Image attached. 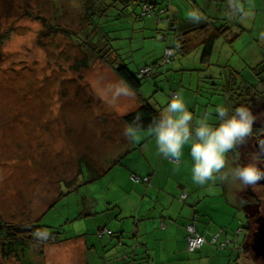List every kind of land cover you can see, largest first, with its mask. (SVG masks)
<instances>
[{"label":"rangeland","instance_id":"374dc122","mask_svg":"<svg viewBox=\"0 0 264 264\" xmlns=\"http://www.w3.org/2000/svg\"><path fill=\"white\" fill-rule=\"evenodd\" d=\"M84 1L0 0V215L20 224L39 219L46 232H56L53 235L63 240L27 249L22 258L28 257L33 264H95L90 251L84 254L83 238L102 250L104 241L97 229L102 227L99 224L110 226L108 212L116 209L113 204H125L127 213L132 202L137 199L139 203L149 191L146 186L133 189L125 170L130 176V168L139 166L140 160L150 163L156 158L154 169L171 168L167 163L172 161L159 153L150 130H139L134 141L124 136L122 116L133 108L136 95L163 112L173 93H180L194 123L207 115L214 126L218 124L217 105L230 111L243 105L252 114L264 108V0L238 1L244 6L229 16L236 17L238 27L234 24L232 28L240 35L231 44L220 38L210 62L200 61V48L185 56L176 54L167 70L143 81L138 94L120 80L110 64L79 44L94 33L93 42L100 41L92 46L95 51L107 44L136 71L161 59L167 44H172L171 34L167 40L162 38L172 7L180 8L181 16L198 10L225 12L228 1L160 0L166 7L170 3L167 14L141 17L140 0H103L106 7L99 11L86 9L95 30L85 19ZM109 2L116 4L110 8ZM85 58L88 65H82ZM243 82L254 87L249 95L238 89ZM125 87L131 95L123 94ZM262 128L264 121L255 119L253 134ZM248 141L227 154L225 172L249 162L248 154L255 150L254 141ZM129 148L131 152L110 168ZM189 155L190 146L185 145L181 166L187 167L186 178L192 182L195 198L201 200L207 194L212 202L228 199L233 206L232 214H227L230 221L227 215L218 214L217 224L236 236L240 226L248 225L242 204L264 198V187H242L231 177L196 185ZM85 164L107 172L91 180L93 173ZM191 196L188 192L185 201ZM214 206L216 213L218 205ZM117 214L111 218L113 224L131 218ZM129 227L131 230L124 231L131 234L134 225ZM238 239L243 243L245 232ZM0 264L21 263L16 256L0 254Z\"/></svg>","mask_w":264,"mask_h":264},{"label":"crops","instance_id":"0c3cea01","mask_svg":"<svg viewBox=\"0 0 264 264\" xmlns=\"http://www.w3.org/2000/svg\"><path fill=\"white\" fill-rule=\"evenodd\" d=\"M157 1L160 2V0ZM227 1L228 5L225 12L223 10H220V12L215 9H212L211 12L208 10L207 12L198 10L197 12L201 17L199 21L206 20V16H210L213 18H219V23L227 21L229 26L232 27L234 24H237L238 27V22L234 23L236 17L232 16V18H230L231 16H229L232 14L233 8L230 5V0ZM238 1L239 0H233V2L239 6H244L239 4ZM179 11H181L180 8H177L176 11L172 7V18L175 23L182 25L183 23L188 22L187 20L190 18L189 14L187 16H181ZM231 19L233 20L231 21ZM156 30H159L157 24ZM233 33H238V36L240 35L239 32ZM191 39V50L193 48H200L202 52L201 39L194 35L191 36ZM225 42L227 41L225 40ZM210 60L211 58L207 63L210 62ZM200 61L203 62L201 57ZM209 67L210 66H208L207 69ZM230 69L231 71H237L232 67H230ZM133 102V108L138 106V96L135 97ZM213 123H215V121L212 122V124ZM187 158L192 163L190 155L187 156ZM184 159L181 160V164L179 163L180 166L177 165L178 167L176 168L174 167L176 163L169 161L170 163H167L169 164L167 166H170V169L166 166H159L154 169L157 162L156 158L154 161H150V163H145L143 160H140L142 163H139V166L130 168V176H128V170H125L126 177L132 184L133 189L141 190L146 186V189L149 191L146 190L147 195L144 197L142 196L139 203L137 199L132 202L130 210L127 213L124 212L125 204L119 202L113 204L116 209L108 212L110 226H106V224L98 225L110 229L115 234V237L106 236L101 238L103 239L101 241H104L102 250H96L94 246H90L83 238V241H81L80 244L83 245L84 254L89 253V251L91 252L93 257L92 263L106 264V262H111V264H121L122 254L127 247L118 244L117 236H119V234L128 236L129 238H126L125 242H131V234L128 232L126 233L124 228L127 229V231L131 230L129 224L132 223L134 225L133 231L136 230V237L140 242L136 264H255L249 254L244 251L242 243L239 244V242H233L235 236L232 237L225 229L218 228L217 222H219L220 219L216 215H231L233 212V206L231 203L228 199H226V201H224V199H218V201L212 202L207 194H205L201 200H197L195 198L196 192L193 189L192 182L186 178L187 172L185 170L187 167L181 166L184 163ZM134 173H137L140 176L150 175L151 179L149 184L132 180L131 176ZM175 178H177V180ZM198 190H201V188ZM188 192L192 195L191 199L189 198L185 203H182L180 198L183 193H187L188 198ZM212 205H218L216 213L212 211ZM221 208L222 210L217 213ZM118 212H120L121 215H125L124 219H127V216L131 218L124 222L113 224L111 218L113 215L118 217ZM198 212H200V214ZM229 215H227L228 221H230ZM190 222H195L198 231L210 241L205 243L203 247L196 252H189L187 250L186 226ZM99 228L100 227H98V229ZM214 236H217L216 244L211 242L214 239ZM226 238L230 239L229 245L225 248H219L217 246L218 242H223ZM102 253L103 255H100Z\"/></svg>","mask_w":264,"mask_h":264},{"label":"trees","instance_id":"16d2710c","mask_svg":"<svg viewBox=\"0 0 264 264\" xmlns=\"http://www.w3.org/2000/svg\"><path fill=\"white\" fill-rule=\"evenodd\" d=\"M102 1L103 0H85L82 3L84 10H85V15H86L85 19L88 20L91 26L93 25V22L88 18V13L86 12V9L92 8L93 11H96V10L99 11L100 8L106 7V4L104 5L103 3H101ZM112 1H117V0H112ZM140 1H142V9H141V12L139 13V16L141 17L153 16L155 13H158L157 16H164L165 14H167L168 8L170 7V3L166 7L163 4L161 5V2H158L157 0H140ZM115 4L116 3L114 2H109L107 7H110V6L112 7ZM145 8H147L148 11H145ZM166 16L168 19L167 28L164 30L166 32L162 34V38L167 40L169 39V36L171 34L173 36L172 44H167L164 56L161 59L159 60L157 59V61L153 62L152 64H146L144 67L138 68L136 71H133L129 68L128 64L123 60L122 57H120L119 53L117 52V49H113L107 44L103 45V42L101 43L103 47L95 51V48L92 46H94L95 44H100V41H98L97 43L93 42L94 37H95L94 33H93L92 38L85 39L83 43H80L79 45L81 47L84 46V47L92 49L95 52L96 56L102 59V61H105L111 65L116 75L120 78V80L128 88H130L133 92L138 94L143 81H145L146 79L150 77L156 78L159 74H161L163 70L165 71L166 67L170 64V62L173 60V57L176 54L185 56L192 51L191 50L192 48L191 47V42H192L191 36L192 35L197 36L201 39V46H202L201 59L203 60V62H207L211 58L217 40H219L220 38H225V40L231 44L238 37V33L232 32V27L229 26L228 22L225 21L223 23H219V18H213L210 16H206V20L199 21V22H193L191 21V19H189L190 21L187 20L188 22H185L181 25V24L175 23L173 18H171V15L168 14ZM161 20L163 21V18H160V21ZM92 28L95 30L93 26ZM168 43H169V40H168ZM169 51L171 53L168 54ZM111 55H113L114 58H112ZM86 61H87V58H85L82 61V65H88L86 64ZM145 67L150 68V70L152 71V74L139 76L141 69ZM232 72L240 75L239 72L237 71L233 70ZM238 89H245L246 94L249 95L251 92L250 89H254V87L243 82V86L240 85ZM173 94H176V93H173ZM242 95L244 94L241 93V96ZM137 96L139 98L138 106L131 109L128 113L124 114L122 116V121L125 125H131L133 124L134 119L139 115L140 125H141L139 130H150L151 123L153 122L154 119H157L159 117V115L161 114V111L157 109L153 104H151L148 99L140 96V94H138ZM131 150L132 149L129 148L128 150H126V152L121 157L115 159L112 162V166L110 168L120 163L122 157L130 153ZM85 165L87 166L89 171L93 173L91 180L98 178L107 172L105 170L101 171L99 169H95L94 167L88 164H85ZM110 168L108 170H110ZM145 177H150V175H147ZM140 179H141L140 181L143 182L142 181L143 178L140 177ZM68 188L72 189L70 188V186H68ZM186 198L182 199L181 197L180 201L182 203H185ZM246 203L248 202H244L242 205ZM38 220L29 222V223H24V224L23 223L21 224L12 223V222L6 221L0 215V254H2V256L4 257L16 256L18 261H20L21 264H33L31 261H29L28 257L22 258V256L25 255V252L27 249H29L31 246H40L41 248H44L45 246L54 245V244H57L63 241L61 238H58L57 236L53 235V233H56V232H46L43 226H41L38 223ZM193 223L195 224V222ZM100 228H105V227L102 226ZM238 229H241L242 232L239 235L235 236V239L237 240L236 243L239 242L238 238L243 232H245V238L248 232V228H245L243 226H240ZM99 230L100 229H97V234ZM37 233H39V235H37ZM106 236L115 237V234L111 231V234L105 235L104 237ZM126 238H129V237L124 236L123 234H119V236H117L118 244L120 246L127 247L126 250L122 254L121 264H136L137 252L140 248V242L137 240V237H136V230H134L131 233V236H130L131 242L126 243L125 242ZM226 240L230 241V239H227V238ZM207 242H210V241L207 240ZM211 242L214 244L217 243L216 241H214V239ZM221 243L222 242H218L217 246L219 248H225L229 245L230 242L225 247H221L220 246ZM134 245H137V247L136 248L133 247ZM125 255H127V258L124 257ZM106 264H111V262L109 263L106 262Z\"/></svg>","mask_w":264,"mask_h":264},{"label":"clouds","instance_id":"9594fccd","mask_svg":"<svg viewBox=\"0 0 264 264\" xmlns=\"http://www.w3.org/2000/svg\"><path fill=\"white\" fill-rule=\"evenodd\" d=\"M233 12L240 11L239 5L230 0ZM193 22L201 17L197 12L189 14ZM120 93H118L119 95ZM124 95H131L125 87ZM218 124L209 123L207 115L193 122V114L189 111L182 95L176 93L157 119L150 125L159 153L177 165L181 162L185 145L190 146L192 160L191 176L194 184L204 186L209 182L225 181L231 177L242 187L256 186L264 180V141H257L259 150L248 154V163L236 164L225 172L227 154L235 152L247 143L253 134L255 117L250 108L238 106L231 111L217 105L215 108ZM139 115L133 124L126 125L124 136L134 141L140 129ZM239 159V156H237ZM39 235V233H37Z\"/></svg>","mask_w":264,"mask_h":264},{"label":"water","instance_id":"95a60500","mask_svg":"<svg viewBox=\"0 0 264 264\" xmlns=\"http://www.w3.org/2000/svg\"><path fill=\"white\" fill-rule=\"evenodd\" d=\"M261 141H264V134ZM260 167L264 169V164ZM258 184L264 187V180ZM242 209L248 220V232L242 247L255 263L264 264V202L246 203Z\"/></svg>","mask_w":264,"mask_h":264},{"label":"built area","instance_id":"2783aa9c","mask_svg":"<svg viewBox=\"0 0 264 264\" xmlns=\"http://www.w3.org/2000/svg\"><path fill=\"white\" fill-rule=\"evenodd\" d=\"M145 11H148L147 8H145ZM171 53L170 51L168 52V54ZM152 74V71L150 70V68L148 67H145L143 69H141L140 73H139V76H143V75H150ZM175 94H173L174 96ZM131 178L134 180V181H140V177L133 174L131 176ZM142 181L146 184H149L150 182V177H145L142 179ZM187 197V194L186 193H183L182 195V199H185ZM99 232H98V236L100 238L104 237L105 235H108V234H111V231L107 228H99ZM186 231H187V250L189 252H194L198 249H200L206 242H207V239L206 237L199 233L195 224L193 222L189 223L186 227ZM241 229H238L237 230V235H239L241 233ZM217 239V236H214V241H216ZM230 241L229 240H226V241H223L220 246L221 247H225L228 245ZM233 242H237L236 239H234ZM133 247H137V245H134ZM125 258H127V255L124 256Z\"/></svg>","mask_w":264,"mask_h":264},{"label":"flooded vegetation","instance_id":"af4514ba","mask_svg":"<svg viewBox=\"0 0 264 264\" xmlns=\"http://www.w3.org/2000/svg\"><path fill=\"white\" fill-rule=\"evenodd\" d=\"M253 115H255V119L259 120V121H264V108L260 109V110H257L255 109L254 110V113ZM264 134V129L262 128L257 134H252V137H250L249 139L253 140V149L255 151H258L259 150V145L257 143V141H261V135ZM248 139V140H249ZM249 142V141H248ZM262 165V164H261ZM259 165V166H261ZM263 194L261 195H264V190L262 191ZM255 202H264V198H258V201H255ZM254 203V202H253ZM248 221V220H247Z\"/></svg>","mask_w":264,"mask_h":264}]
</instances>
